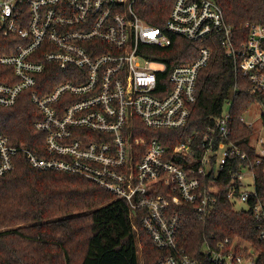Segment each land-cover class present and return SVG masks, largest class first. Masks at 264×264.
<instances>
[{"label":"built area","instance_id":"1","mask_svg":"<svg viewBox=\"0 0 264 264\" xmlns=\"http://www.w3.org/2000/svg\"><path fill=\"white\" fill-rule=\"evenodd\" d=\"M139 7L140 0H0V31L22 39L15 52L0 56L18 78L0 83V106L12 107L30 91L41 113L34 128L45 135L41 155L0 133V176L13 171L23 153L34 168L89 179L128 203L133 228L138 231V219L165 253L160 264H264V203L254 172L264 144L252 162L233 138L231 109L172 147L137 135L187 127L216 43L233 61L234 94L238 75L247 79L249 93H264V24L246 23L244 36L216 0H175L165 26L157 27ZM171 35L198 44L197 56L164 61L160 51L172 45ZM58 75L64 80L50 90L45 78ZM240 121L246 123L243 116ZM227 167L228 199L234 211L252 212L255 240L205 234L201 255L193 256L184 245L185 209L206 225L217 199L202 178ZM246 172L253 186L243 190ZM237 203L247 208L237 210Z\"/></svg>","mask_w":264,"mask_h":264},{"label":"trees","instance_id":"2","mask_svg":"<svg viewBox=\"0 0 264 264\" xmlns=\"http://www.w3.org/2000/svg\"><path fill=\"white\" fill-rule=\"evenodd\" d=\"M140 1L141 17L153 26L164 27L175 0ZM216 1L223 8L227 22L242 30L244 36L246 23L264 24V0ZM171 36L172 45L160 51L164 61L179 64L197 56L198 44ZM20 43V37L0 31V56L12 54ZM45 80L49 81L51 90L64 77L48 76ZM17 81L13 69L0 64V83ZM235 81L233 61L216 43L210 65L199 76L198 100L187 127L147 129L137 135L161 139L172 147L205 130L231 99L233 138L255 162L259 155L250 141L252 128L240 119L253 104L264 101V93H249L247 79L238 75L240 90L234 94ZM40 118L30 91H24L12 107L0 106V133L8 136L12 145L44 155L45 135L34 128V122ZM241 163L235 170L241 168ZM231 171L227 167L220 175L212 172L202 178L217 199L206 225L195 217L191 208L185 209L184 245L193 256L201 255L205 234H214L216 239L240 236L255 240L256 221L252 212L234 211L228 199ZM254 172L258 198L264 203V159L255 165ZM137 224L138 231L132 226L126 201L115 199L83 176L34 168L23 153L15 156V169L0 176V264H139V250L145 264H160L165 253L155 246L138 219Z\"/></svg>","mask_w":264,"mask_h":264},{"label":"rangeland","instance_id":"3","mask_svg":"<svg viewBox=\"0 0 264 264\" xmlns=\"http://www.w3.org/2000/svg\"><path fill=\"white\" fill-rule=\"evenodd\" d=\"M231 107L228 104L223 106V112L226 113L230 110ZM264 101H257L255 104L251 106V108L243 115L246 123L251 124L252 135L250 137L251 144L260 148L264 144ZM253 186V178L250 173L246 172L245 180L243 183V190H247L252 188ZM242 208H247V206L237 203V210H241ZM139 264H145V258L141 250H139Z\"/></svg>","mask_w":264,"mask_h":264}]
</instances>
